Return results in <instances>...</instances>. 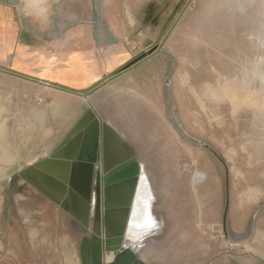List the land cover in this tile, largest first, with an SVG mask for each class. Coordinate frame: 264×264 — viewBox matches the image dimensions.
Masks as SVG:
<instances>
[{
  "label": "rangeland",
  "instance_id": "obj_1",
  "mask_svg": "<svg viewBox=\"0 0 264 264\" xmlns=\"http://www.w3.org/2000/svg\"><path fill=\"white\" fill-rule=\"evenodd\" d=\"M158 9L169 17L139 56L151 53L166 91L136 132L134 251L153 264H264V0ZM13 173L0 175V264H47L26 244L18 194L27 183ZM76 233L79 246L88 233Z\"/></svg>",
  "mask_w": 264,
  "mask_h": 264
},
{
  "label": "crops",
  "instance_id": "obj_2",
  "mask_svg": "<svg viewBox=\"0 0 264 264\" xmlns=\"http://www.w3.org/2000/svg\"><path fill=\"white\" fill-rule=\"evenodd\" d=\"M158 2L0 0V175L19 176L52 156L89 110L137 155L136 132L147 128L166 74L154 58L128 66L162 34L169 12ZM21 189L28 248L43 250L47 264L81 262L90 231L30 185ZM77 229L88 233L79 246ZM130 234L126 243L138 244Z\"/></svg>",
  "mask_w": 264,
  "mask_h": 264
},
{
  "label": "water",
  "instance_id": "obj_3",
  "mask_svg": "<svg viewBox=\"0 0 264 264\" xmlns=\"http://www.w3.org/2000/svg\"><path fill=\"white\" fill-rule=\"evenodd\" d=\"M141 174L135 152L89 110L52 156L19 177L90 231L82 264H147L126 244Z\"/></svg>",
  "mask_w": 264,
  "mask_h": 264
},
{
  "label": "bare ground",
  "instance_id": "obj_4",
  "mask_svg": "<svg viewBox=\"0 0 264 264\" xmlns=\"http://www.w3.org/2000/svg\"><path fill=\"white\" fill-rule=\"evenodd\" d=\"M135 206H136V202H135ZM134 209H135V207H134ZM133 225H134V229H135L134 231H135V232H137V230H138V231L140 230V229H139L140 227H139L138 223H135V224H133ZM127 238H128V234H127ZM126 242H127V240H126ZM126 244H127V243H126Z\"/></svg>",
  "mask_w": 264,
  "mask_h": 264
},
{
  "label": "flooded vegetation",
  "instance_id": "obj_5",
  "mask_svg": "<svg viewBox=\"0 0 264 264\" xmlns=\"http://www.w3.org/2000/svg\"><path fill=\"white\" fill-rule=\"evenodd\" d=\"M91 237V234H90V236L89 237H87V238H90ZM84 241V240H83ZM82 244H83V242H82Z\"/></svg>",
  "mask_w": 264,
  "mask_h": 264
}]
</instances>
